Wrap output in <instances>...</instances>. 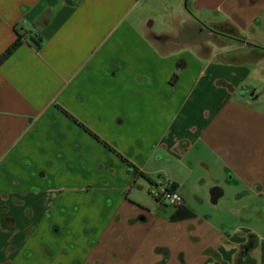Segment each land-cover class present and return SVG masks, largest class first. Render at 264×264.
<instances>
[{
	"label": "crops",
	"instance_id": "crops-1",
	"mask_svg": "<svg viewBox=\"0 0 264 264\" xmlns=\"http://www.w3.org/2000/svg\"><path fill=\"white\" fill-rule=\"evenodd\" d=\"M181 2L0 0V55L21 35L0 64V264H114L154 220L173 236L153 264H264L263 237L201 222L154 176L221 165L264 205V0ZM145 183L183 204L153 215L130 198Z\"/></svg>",
	"mask_w": 264,
	"mask_h": 264
},
{
	"label": "rangeland",
	"instance_id": "rangeland-1",
	"mask_svg": "<svg viewBox=\"0 0 264 264\" xmlns=\"http://www.w3.org/2000/svg\"><path fill=\"white\" fill-rule=\"evenodd\" d=\"M180 12L183 15L191 14L188 0H182ZM156 22L155 29H164L167 31L173 30L176 32L175 26L166 23L164 26L159 25L160 20L152 13ZM160 169L161 176H154L157 180L169 176L166 181H177L182 187V192L187 199V205L192 208L201 222H208L220 229H226L232 232L235 228H239V234L247 230H251L259 237L264 238V205L261 204L258 198L250 195H243L245 190L244 185L240 182L229 181L226 172L221 165H203L201 163L189 161L188 157L184 160L176 159L172 162H164ZM158 173V174H159ZM160 181V180H159ZM215 181L226 190V193L218 200L217 203L212 202L211 188ZM161 187V186H160ZM157 190L156 187H153ZM130 198L136 204H139L153 215L166 214L172 210V206L166 201H156L152 194H149L148 186L145 183L143 187H134ZM249 206L248 209L246 207ZM236 209H239L236 212ZM154 220L153 222L139 223V227H144L146 237L136 235L133 232L132 236L129 232L126 233V244L115 239L114 253L109 257L115 259L114 264H153L151 252L148 249V243L151 240L168 241L172 238V233L169 229L164 231V228ZM143 234V233H142ZM136 235V236H134ZM131 237V238H130ZM143 237V238H142ZM119 246V247H118ZM118 247V248H116ZM119 253V255H115ZM113 256V257H112ZM181 256L179 258L181 261ZM177 262L176 257L172 258L171 263ZM182 262V261H181ZM154 264H159L155 261Z\"/></svg>",
	"mask_w": 264,
	"mask_h": 264
},
{
	"label": "trees",
	"instance_id": "trees-1",
	"mask_svg": "<svg viewBox=\"0 0 264 264\" xmlns=\"http://www.w3.org/2000/svg\"><path fill=\"white\" fill-rule=\"evenodd\" d=\"M69 1L73 4H76V3L80 2L81 0H69ZM20 36L21 35L19 34L18 38L15 40V42H13L11 44V46L4 53H2L0 55V64L3 63L10 56V54L19 46V44L21 42ZM176 77H177V73L174 75L173 80H175ZM193 216H195L194 211L183 206L181 209H177L174 212V214L171 216V220L176 221V220H181V219H185V218H189V217H193ZM252 237H255V239H257V237L255 235H252L251 239L249 240L248 244L246 245V247H248V248H252L256 244V241L253 240ZM155 250L157 252L164 251L165 259L163 261H166L167 258L169 257V249L164 248V247H156ZM181 261H182V263H184V259L182 256H181Z\"/></svg>",
	"mask_w": 264,
	"mask_h": 264
},
{
	"label": "built area",
	"instance_id": "built-area-1",
	"mask_svg": "<svg viewBox=\"0 0 264 264\" xmlns=\"http://www.w3.org/2000/svg\"><path fill=\"white\" fill-rule=\"evenodd\" d=\"M158 196L166 200L173 206H180L184 202V198L180 192L171 188H163L158 193Z\"/></svg>",
	"mask_w": 264,
	"mask_h": 264
}]
</instances>
